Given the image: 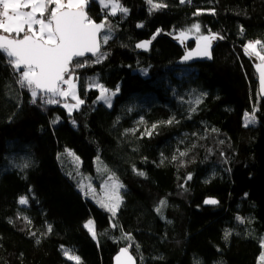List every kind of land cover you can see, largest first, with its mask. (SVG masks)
Segmentation results:
<instances>
[{"label":"trees","instance_id":"1","mask_svg":"<svg viewBox=\"0 0 264 264\" xmlns=\"http://www.w3.org/2000/svg\"><path fill=\"white\" fill-rule=\"evenodd\" d=\"M114 1L115 14L86 4L106 29L66 77L83 101L73 114L33 98L0 50V264H113L122 248L138 264H261L264 100L245 48L264 43V0ZM194 25L216 37L214 61L178 66ZM96 85L118 93L111 107ZM97 170L124 187L116 216L78 189Z\"/></svg>","mask_w":264,"mask_h":264},{"label":"snow or ice","instance_id":"2","mask_svg":"<svg viewBox=\"0 0 264 264\" xmlns=\"http://www.w3.org/2000/svg\"><path fill=\"white\" fill-rule=\"evenodd\" d=\"M149 2L151 3V0ZM183 2L185 0H181V3ZM86 3L87 0H67V2L65 0H0V29L5 33H15L17 37L24 33L23 37L18 39L0 36V50L11 58L9 63L20 72L21 86H27L33 98L41 92L50 93L53 97L72 95L77 99L72 79H65V76L71 75L70 66L74 58L82 57L86 52L95 55L99 47L97 34L104 27L103 24L94 23L88 18L85 12ZM52 4L55 7L49 12V5ZM161 6L156 5V7ZM117 7L118 5L113 4V14ZM22 8H30L31 11H21ZM120 10L127 11L123 8ZM45 12L49 13L47 19L44 18ZM37 13L40 18H37ZM35 25H39L38 30L34 28ZM194 27L198 31L200 26L194 25ZM202 39L208 40L209 37ZM104 40L107 42V36ZM257 46L264 50V43L257 40L250 42L245 52L255 55L261 61L257 68L260 71L261 83L264 84V54L257 50ZM137 47L147 49L148 42L138 44ZM197 54L211 58L207 47ZM192 55L193 53L190 52L185 59H189ZM64 84L68 85L67 90L62 87ZM47 102L56 101L49 99ZM82 102L77 99L75 106ZM65 107L69 106L65 105ZM252 119L254 120V117ZM20 202L26 203L24 199ZM205 203L215 204L217 201L206 200ZM109 211L115 213V207L109 208ZM75 259L78 262L79 258Z\"/></svg>","mask_w":264,"mask_h":264},{"label":"rangeland","instance_id":"3","mask_svg":"<svg viewBox=\"0 0 264 264\" xmlns=\"http://www.w3.org/2000/svg\"><path fill=\"white\" fill-rule=\"evenodd\" d=\"M87 2H88V0H87ZM102 2L104 4L106 2H110V3H112V5L115 4L114 0H102ZM85 7H86V5H85ZM36 15H39V13H37ZM38 18H40V17H38ZM44 18H45V15H44ZM34 28L38 30L39 25H35ZM1 35H5V33H2ZM5 36H8V35H5ZM104 36H107V38L109 37L106 34H104ZM182 36L187 38L188 40H194L195 42H197L199 40H203L202 37H209L201 31L200 27H199L198 31L196 30V28H194L192 33H190L189 35L183 34ZM8 37H10V36H8ZM10 38H17L18 39L19 37L13 36ZM210 38L211 37H209V39ZM69 78L72 79V82L75 85L74 91L76 94V98L81 100V97L79 94V89H78V83L75 81V79L72 76ZM62 87L65 90L68 89L67 84H64V86H62ZM96 89L99 92L100 101L105 106L111 107L113 100L118 93L115 91H109L100 85H96ZM59 97L63 98V100H65L64 102L60 101V103L63 105V107L65 109H67L68 112H69V107H71V112H69L70 114H73L82 105V103H80L78 106H75V105H77V99H74L72 97V95H68L67 97H63V96H59ZM60 103L57 101V104H60ZM65 105H68L69 107H65ZM70 154H72L71 151H70ZM75 160L78 162V164H81V160L78 157H76ZM96 165H97V168L99 170L100 166H99V159L98 158L96 159ZM98 170H97V173L95 176H85L84 174H82V172H78V175H77L78 181L76 180V182L79 184L78 189L85 196V198L87 200H90L93 203H95L96 207L107 210L111 214V216H116L119 212L121 205H122V191H123L124 187L121 184V182L117 179V177L114 173L106 172V174L101 175L100 171H98ZM111 207H115V213H113L112 211H109V208H111ZM87 228L91 229V231L90 230L89 231L92 233L93 236H95V231L97 229L96 220L92 219L91 224H89V223L87 224ZM263 253H264V246H263ZM260 261H261V264H264V255H263V257H260Z\"/></svg>","mask_w":264,"mask_h":264},{"label":"water","instance_id":"4","mask_svg":"<svg viewBox=\"0 0 264 264\" xmlns=\"http://www.w3.org/2000/svg\"><path fill=\"white\" fill-rule=\"evenodd\" d=\"M87 16H88V14H87ZM97 24H103V23H97ZM105 29H106V26L104 25V27L97 34V43H98L99 47H98V51L95 53V55L92 52H86L84 54V56L74 58L72 65L76 61L83 60L86 58L95 59L101 54V52H102V35H103ZM0 36H4V35H0ZM5 37H8V36H5ZM8 38H10V37H8ZM189 42H194L195 45L192 49H186L185 50L183 57L177 62L178 66H193V65H198V64L213 63L214 51L217 47V42L215 39H212V38H210L208 40L203 39V40H199L197 42H195L194 40H188L185 37H182L179 39V43L181 45L188 44ZM205 47H207V50L210 52L211 58H209V56H206V55L197 54L198 52H202L205 49ZM143 49H145V48H143ZM190 52L193 53V55L189 59H185V57L188 56V54ZM252 61L254 63L255 72H256L257 78H258L259 93H260L261 98L264 100V84L261 83L260 71H258V68H257V66L261 64V61L256 57H252ZM71 66H70V70H71ZM67 76L68 75L65 76V79ZM47 94H50V93H47ZM216 204L217 203L209 204V205L213 206ZM113 264H138V261L130 250H128L127 248H122L118 252V254L115 256V258L113 260Z\"/></svg>","mask_w":264,"mask_h":264},{"label":"crops","instance_id":"5","mask_svg":"<svg viewBox=\"0 0 264 264\" xmlns=\"http://www.w3.org/2000/svg\"><path fill=\"white\" fill-rule=\"evenodd\" d=\"M21 11H31V9H29V8H22ZM38 17H40V16L37 15V18H38ZM25 27H26V26H25ZM2 33H5V32H3L2 29H0V35H1ZM5 35H8V36H10V37L16 36L15 33H11V34H9V33H5ZM5 35H4V36H5Z\"/></svg>","mask_w":264,"mask_h":264},{"label":"bare ground","instance_id":"6","mask_svg":"<svg viewBox=\"0 0 264 264\" xmlns=\"http://www.w3.org/2000/svg\"><path fill=\"white\" fill-rule=\"evenodd\" d=\"M65 2H67V0H65Z\"/></svg>","mask_w":264,"mask_h":264}]
</instances>
